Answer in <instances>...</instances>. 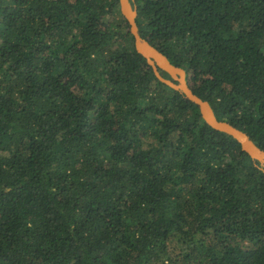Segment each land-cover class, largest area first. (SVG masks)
Returning <instances> with one entry per match:
<instances>
[{"label":"trees","instance_id":"16d2710c","mask_svg":"<svg viewBox=\"0 0 264 264\" xmlns=\"http://www.w3.org/2000/svg\"><path fill=\"white\" fill-rule=\"evenodd\" d=\"M129 1L264 150V0ZM0 264H264V170L155 78L117 0H0Z\"/></svg>","mask_w":264,"mask_h":264},{"label":"water","instance_id":"95a60500","mask_svg":"<svg viewBox=\"0 0 264 264\" xmlns=\"http://www.w3.org/2000/svg\"><path fill=\"white\" fill-rule=\"evenodd\" d=\"M117 2L119 13L126 21L128 31L132 35L134 50L144 58L155 78L162 84L177 91L184 99L193 103L197 107L200 118L206 125L233 138L239 144L240 149L252 160L257 161L259 168L264 170V150L257 147L242 130L215 117L208 102L192 93L187 86L184 70L171 64L165 55L139 35L135 23V6L131 5L129 0H117ZM158 69L165 72L168 78L161 76L158 73Z\"/></svg>","mask_w":264,"mask_h":264}]
</instances>
